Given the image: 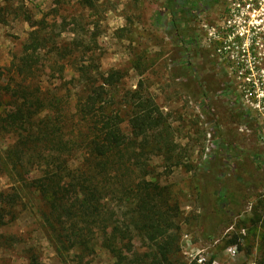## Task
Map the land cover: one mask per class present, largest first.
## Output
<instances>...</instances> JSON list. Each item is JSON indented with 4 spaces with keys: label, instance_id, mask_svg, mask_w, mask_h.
I'll list each match as a JSON object with an SVG mask.
<instances>
[{
    "label": "rangeland",
    "instance_id": "1",
    "mask_svg": "<svg viewBox=\"0 0 264 264\" xmlns=\"http://www.w3.org/2000/svg\"><path fill=\"white\" fill-rule=\"evenodd\" d=\"M65 1L59 18H52L53 0H0V67H8L26 41L25 19L44 17L48 26L53 21L67 25L68 32L57 38L60 48L73 39L86 43L85 51L93 54L91 69L119 71L124 91L142 80L166 115L177 145L174 157L181 156L179 167L170 168L161 155L150 161L179 206L181 258L189 261L194 249L214 264H264V0H221L187 27L195 46L178 49L165 30L167 18L158 19L166 0H92L91 8L80 0ZM80 61L78 66L88 64L87 58ZM72 75L67 66L64 81ZM42 81L61 94L69 87L57 78ZM123 129L130 132L127 120ZM11 143L0 133V210L5 215L0 264H27L29 251L40 264H76L74 252L59 250L50 239L36 197L22 193L13 208L2 201L1 195L17 188L1 164ZM252 157L259 165L249 171ZM237 165L247 184L240 214L225 227L222 219L228 216L220 218L212 193L224 187L223 177L233 176ZM134 245L139 251V243ZM234 247L235 255H228ZM113 263L101 248L83 261Z\"/></svg>",
    "mask_w": 264,
    "mask_h": 264
},
{
    "label": "trees",
    "instance_id": "2",
    "mask_svg": "<svg viewBox=\"0 0 264 264\" xmlns=\"http://www.w3.org/2000/svg\"><path fill=\"white\" fill-rule=\"evenodd\" d=\"M220 1L166 0L158 19L167 18L164 27L175 48L195 46L187 27ZM80 2L93 6L92 0ZM52 3L49 15L59 18L66 1ZM25 22L26 41L8 67H0V133L12 140L1 164L17 184L2 201L13 208L22 193L36 197L50 239L59 250L74 252L76 264L96 248L106 250L113 264H197L181 258L179 206L150 165L161 155L170 168L179 167L181 156L174 157L177 145L166 115L142 80L124 91L119 71L91 69L86 43L73 39L58 46L57 38L68 32L64 22L48 26L44 17ZM83 58L89 65L78 66ZM67 66L73 75L64 81ZM44 77L69 86L66 93L45 88ZM255 164L257 157L250 158L248 170ZM237 168L212 193L220 218L228 216L222 219L225 227L240 214L247 184ZM4 219L0 210V225ZM27 264H40L39 257L29 251Z\"/></svg>",
    "mask_w": 264,
    "mask_h": 264
},
{
    "label": "built area",
    "instance_id": "3",
    "mask_svg": "<svg viewBox=\"0 0 264 264\" xmlns=\"http://www.w3.org/2000/svg\"><path fill=\"white\" fill-rule=\"evenodd\" d=\"M235 251H236V248H229L226 250V253H228V255H231V256H234L235 255ZM188 256L190 257V260L189 261H195L197 264H205L207 263L205 261V258L200 255V252H195L194 253V249H191L190 253H188ZM211 264H214L211 262Z\"/></svg>",
    "mask_w": 264,
    "mask_h": 264
}]
</instances>
